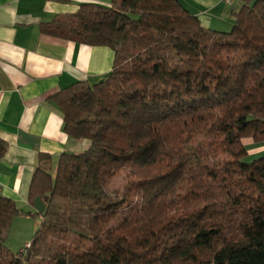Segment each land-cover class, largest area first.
<instances>
[{
    "label": "trees",
    "instance_id": "16d2710c",
    "mask_svg": "<svg viewBox=\"0 0 264 264\" xmlns=\"http://www.w3.org/2000/svg\"><path fill=\"white\" fill-rule=\"evenodd\" d=\"M40 31L114 61L53 96L88 145L53 167L38 156L27 201L45 209L17 254L8 230L31 212L0 196V264H264V154L247 162L242 143L264 142V0H243L228 32L178 0L81 3Z\"/></svg>",
    "mask_w": 264,
    "mask_h": 264
},
{
    "label": "crops",
    "instance_id": "0c3cea01",
    "mask_svg": "<svg viewBox=\"0 0 264 264\" xmlns=\"http://www.w3.org/2000/svg\"><path fill=\"white\" fill-rule=\"evenodd\" d=\"M111 0H0V139L7 145L0 159V196L19 209L35 210L27 201L38 156L53 167L64 152L80 153L87 141L70 138L62 114L52 102L61 89L92 84L107 74L114 53L50 36L40 24L75 12L81 3L109 5ZM203 27L228 32L243 0H178ZM248 157L264 154V142L243 138Z\"/></svg>",
    "mask_w": 264,
    "mask_h": 264
},
{
    "label": "rangeland",
    "instance_id": "374dc122",
    "mask_svg": "<svg viewBox=\"0 0 264 264\" xmlns=\"http://www.w3.org/2000/svg\"><path fill=\"white\" fill-rule=\"evenodd\" d=\"M250 160V156L246 158L247 162ZM123 183L124 174H121L119 177L110 182L108 190L120 191ZM29 212H31L32 215L28 214L24 216H15L11 221L5 246L14 254L24 250L25 244L32 239L37 227L39 226V215L35 214V210H30Z\"/></svg>",
    "mask_w": 264,
    "mask_h": 264
},
{
    "label": "water",
    "instance_id": "95a60500",
    "mask_svg": "<svg viewBox=\"0 0 264 264\" xmlns=\"http://www.w3.org/2000/svg\"><path fill=\"white\" fill-rule=\"evenodd\" d=\"M34 207L37 210V212H43L45 209V204L42 201V199L40 197H37L34 201Z\"/></svg>",
    "mask_w": 264,
    "mask_h": 264
},
{
    "label": "built area",
    "instance_id": "2783aa9c",
    "mask_svg": "<svg viewBox=\"0 0 264 264\" xmlns=\"http://www.w3.org/2000/svg\"><path fill=\"white\" fill-rule=\"evenodd\" d=\"M225 4H231L233 0H222ZM25 246H28V243L25 244Z\"/></svg>",
    "mask_w": 264,
    "mask_h": 264
}]
</instances>
